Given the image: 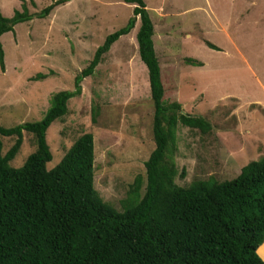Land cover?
<instances>
[{
  "label": "rangeland",
  "instance_id": "1",
  "mask_svg": "<svg viewBox=\"0 0 264 264\" xmlns=\"http://www.w3.org/2000/svg\"><path fill=\"white\" fill-rule=\"evenodd\" d=\"M53 1L0 0V11L10 18L25 5L32 14ZM143 1L153 23L163 100L177 102L184 114L211 124L207 134L176 126L174 182L188 187L208 178L229 181L248 162L264 157V0ZM132 10L118 0H68L47 17L22 22L1 35L0 126L39 121L50 97L74 89L75 77L106 36L126 24ZM138 28L137 17L130 33L114 42L93 74L82 80L66 114L46 132L52 155L47 169L60 162L79 136L92 134L93 186L117 210L135 177L145 179L144 163L155 147ZM22 137L9 164L13 168L21 167L36 149L31 133ZM14 140L2 138V155Z\"/></svg>",
  "mask_w": 264,
  "mask_h": 264
},
{
  "label": "trees",
  "instance_id": "2",
  "mask_svg": "<svg viewBox=\"0 0 264 264\" xmlns=\"http://www.w3.org/2000/svg\"><path fill=\"white\" fill-rule=\"evenodd\" d=\"M67 1H53L32 14L21 5L10 18L0 11V37L17 24L47 17L55 5ZM118 1L133 6L132 16L106 36L75 77L74 89L54 93L39 121L0 126V264H264V157L248 162L229 181L175 184L176 126L207 134L211 124L184 114L179 103L163 100L153 23L145 3ZM137 17L136 42L148 73L155 147L144 163L145 179L135 177L117 210L102 201L93 186L92 134L79 136L60 162L47 169L52 155L46 132L66 114L67 102L80 94L82 80L93 74L114 42L130 33ZM3 62L0 42L1 69ZM23 132L34 136L36 149L21 167L13 168L9 164ZM3 137L15 140L2 155ZM180 175L184 177V171Z\"/></svg>",
  "mask_w": 264,
  "mask_h": 264
}]
</instances>
